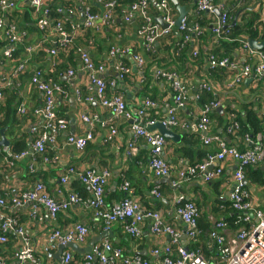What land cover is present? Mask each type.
I'll list each match as a JSON object with an SVG mask.
<instances>
[{
    "label": "crops",
    "instance_id": "1",
    "mask_svg": "<svg viewBox=\"0 0 264 264\" xmlns=\"http://www.w3.org/2000/svg\"><path fill=\"white\" fill-rule=\"evenodd\" d=\"M164 1L175 22L178 17L177 10L170 0ZM176 1L180 7L186 9L185 18L194 15L196 4L194 5L193 0ZM83 2L84 5H81L79 0L47 1L48 8L49 6L56 8L58 3L73 10L72 15L65 16L67 19L65 30L71 38L65 48L59 49L55 56H51L48 52L52 48L51 41L55 40L52 33H44L37 28L31 0H16L17 8L11 12L9 19L14 21L17 31L23 32L25 37L16 45L13 60L3 59L4 46L0 41V76L6 78L5 88L8 85L11 86L10 91L6 92V100L10 99L11 105L9 106L13 109L16 122L13 121L14 124L3 129V136L8 142V147L0 146L1 195H4L9 187L28 190L36 182H42L48 194L57 203L66 201L70 193L77 194L86 201L92 196L91 190L79 182L76 174L69 175L66 184H61L60 178L69 167L79 172L93 169L98 174L106 173L108 177L104 185L103 198L107 206L125 197L120 186L123 181L129 182L133 198L145 210L159 212L163 222L179 234L181 246L187 249L199 247L210 264H219L216 248L209 240L208 232L216 222L223 221L225 217L232 214L228 210L231 208L227 197L232 187V175L237 169L238 162L232 157H225L219 162L214 157L220 151L219 142H223L226 148H235L238 152L251 149L252 144L245 136L229 135L227 130L237 124L236 118L245 120L248 112L251 115L250 111L254 112L262 124L264 79H258L254 74L239 77L229 69H225V71L228 70L225 72L210 66L209 53L220 47V42L216 41V36L211 31L219 20L214 13L199 15L203 21L202 26L207 27V30L203 29L202 32L195 28L198 27L195 20L189 21L187 25L190 31H195V29L196 31L193 32L192 40L188 43L181 41V36L178 41L179 33L177 34V30L172 31L169 37L157 41L154 46L156 54L149 56L143 49L142 39L137 37V31L143 23L138 15H129L128 12L124 13L119 10L112 15L111 24L103 27L104 24L97 21L91 29L84 32L81 24L84 21L86 9L100 18L107 12L100 0H83ZM214 3L216 10L223 14L233 13V20L235 19L238 24H245L247 18L254 17H258L260 21L261 10L264 8V0H214ZM148 13L151 22L159 25L156 20L159 17L163 18L160 0H148ZM54 14L58 16L55 9L50 8L52 19H55ZM75 26H80V28L72 32L71 28ZM174 43L177 47V55L172 53ZM39 45L41 49L34 48ZM29 47H32L30 52L27 51ZM111 47L132 50L145 60L144 70L135 68L133 60L126 57L122 61L130 69V74L122 81L117 80L113 68L116 60L109 56ZM78 48H83L94 63L105 67L102 78L107 85L106 96L121 94L126 107L124 114L113 115L109 110L102 108L98 102L86 101V98L93 97L94 92L82 70L77 55ZM194 51L197 52L195 57L193 56ZM238 52L237 60L233 61H241L240 63L245 61L252 70L255 60L249 57V50L241 47ZM18 63H24L25 70L11 80V69ZM163 68L174 70L176 72L174 74L187 92L184 107L176 112L177 125L169 127L172 134L178 138L171 140L162 135L166 141L162 159L170 167L169 177L156 178L148 166L150 149L143 137H135L133 123L136 120L137 111L146 101L152 102L154 106L143 121L155 120L160 123L166 119L167 109L172 105V94L175 92L172 83L156 76L157 70L166 72ZM37 72L40 74V80L60 86L64 91V94H54L55 111L61 119L67 121V129L57 137L54 146L46 147L44 156L55 159L54 162L45 163L44 156L37 155L36 158L23 159L13 167L5 166L1 163L2 151L6 149L12 154H18L22 152L18 147L23 143L25 144L24 151L31 149V143L30 146L28 143L30 138L32 142L29 127L42 125V119L35 115V111L42 106V97L30 83L32 76ZM68 72L73 75L68 76ZM203 93H209L211 96L207 98L205 97L207 94L203 96ZM206 102L208 104L216 102L217 107L209 114L208 130L202 134L198 132L196 125ZM7 104L8 101L6 106ZM6 106L3 112L5 115ZM21 108L25 109L26 115L18 113ZM82 116L90 119L95 117L94 122L87 123L83 121ZM151 129L160 134L154 127ZM88 133L92 139L82 151L76 150L67 142L69 136L83 137ZM204 136L213 140L205 145L202 142ZM252 138L260 139L264 146V123L261 125V131ZM205 162H209V171L221 168V173L208 183H203L194 177L182 182L175 189L170 186V181L176 178L181 169L197 167ZM30 165L34 168L35 175L29 171ZM244 176V187L253 209L264 213V160L246 166ZM153 191H156L158 196H155ZM178 195L193 201L200 212L197 222L200 234L195 243L185 237L186 227L176 215L175 198ZM5 211L23 230L22 236L13 232L9 233L6 244L0 245V255L7 264H14V253L26 247L34 252L39 260L37 264H54L56 259L48 262L43 254L50 232L54 228L64 230L75 224H82L88 229L86 238L79 245L78 252H72L73 264H78L85 254L81 250L87 248L92 239L99 237L105 231L101 220L96 218L93 210L83 203L74 204L62 210L57 214L54 222L49 220L43 208H38V213L42 218L40 221L30 218L31 205L29 203L14 208L7 205ZM254 223L256 219L252 213L250 224ZM150 226V222H143L141 236L131 238L126 234L121 223H114L109 226L107 236L101 241L107 239L112 247L121 249L128 257L148 258L151 250L170 245L168 236H153ZM235 231L227 226L224 231L225 239L233 240Z\"/></svg>",
    "mask_w": 264,
    "mask_h": 264
},
{
    "label": "built area",
    "instance_id": "2",
    "mask_svg": "<svg viewBox=\"0 0 264 264\" xmlns=\"http://www.w3.org/2000/svg\"><path fill=\"white\" fill-rule=\"evenodd\" d=\"M49 0H31L32 8L36 18L37 28L44 33H52L55 40L51 41L52 48L49 50V55L55 56L59 49L65 48L70 40V35L65 30L67 19L65 16L72 15L73 10L62 4H56L54 7L57 14H61V18L52 19L50 16V9L47 7ZM245 1V0H241ZM81 5H84L83 0H79ZM103 4L106 15L101 18L97 14L91 13L88 9L84 13V21L81 24L83 30L91 29L95 22L100 21L104 25H109L114 8L117 3L116 0H100ZM163 10V22L168 26L162 28L160 25L151 22L148 13V0H137L123 10L129 15L136 14L143 23L137 31V37L143 41V49L145 52H150L154 49L157 41L170 34L172 29H177L181 34V41L189 42L192 40L193 32L190 31L186 18H183L179 26L175 27V22L171 17L170 10L164 0H160ZM17 8L16 0H0V41L2 42V55L5 60L11 61L15 57L16 45L24 40L25 34L16 29L14 21L10 20L11 12ZM215 8L214 0H197L194 16L200 14H212ZM259 23L264 25V8L261 10V18ZM227 18L225 14L219 18L218 22L213 26L212 32L217 36L227 33ZM80 26L71 28L75 32ZM198 28V27H195ZM41 49V46L34 47ZM244 50H249V57L255 60L254 67L250 66L244 61L243 63L236 61H229L222 59L215 61L211 56L209 64L212 68H226L234 71L239 77H248L255 75L258 79H264V52L253 51L246 43L243 44ZM32 47L27 48L30 52ZM82 70L86 76L91 90L94 92L93 97L86 98L87 102L96 101L102 108L109 110L113 115L120 116L125 113L126 107L121 94L107 95V85L102 78L105 67L102 64H96L90 58L89 54L82 48L77 51ZM197 52H193L195 57ZM109 56L116 60L113 68L116 72V79L122 81L128 74L130 69L122 61L124 58H130L134 62L135 68L142 70L144 60L132 50L119 49L111 47ZM25 70L24 63H18L11 69V80H14L19 74ZM10 74L8 76H10ZM157 77L172 83L174 94L172 97V105L167 109V117L160 122L164 127L168 128L177 125L176 112L184 107L186 98V89L181 85L180 80L174 74H169L164 71H156ZM68 72V76H72ZM39 72L35 73L30 83L39 92L42 97V106L35 111V115L42 119V125H32L29 132L32 136L31 149L22 151L18 154H12L8 150L2 151L3 158L1 163L5 166L13 167L15 164L26 158H33L37 155H43L46 147H52L57 141V137L67 129V121L58 116L55 111V96L54 94H64L60 86L44 82L39 79ZM238 80V79H237ZM6 78L0 76V106L4 100V88L6 87ZM204 86V85H203ZM202 86V87H203ZM208 90V88H206ZM154 104L146 101L143 106L137 111V117L133 123V132L135 137H143L150 149V157L148 160L149 169L155 177H168L170 174L169 165L163 161L162 156L165 149V138L152 131L157 122L155 120L143 121L148 117V114ZM217 107V103H210L204 105L201 115L197 121V130L199 133H206L209 125V114ZM20 115H25L24 108L18 110ZM94 118H87L82 116L83 121L92 124ZM237 129L235 124L227 130L228 134H234ZM252 147L245 152H238L235 148H226L223 142H219V152L214 159L221 162L225 157H232L237 163V169L233 173L232 188L228 194V202L230 208L236 214V223H245V227L239 228L234 236V239L229 241L225 239L224 231L226 223L224 221L216 222L211 230L208 232L209 240L214 244L217 252L219 264H264V213L259 210H254L252 203L248 199V194L244 189V168L248 165H254L264 160V146L260 139H249ZM92 139L88 133L83 137L69 136L67 142L76 150L82 151L87 143ZM213 139L207 136L202 138V142L208 145ZM45 163H52L55 161L43 157ZM209 162L200 164L197 167H188L181 169L176 180L170 182L172 187L179 186L182 182L188 181L190 178L197 177L203 183H208L221 173V168L214 171L208 170ZM32 170V165L29 166ZM65 174L60 178L61 184L68 182V177L71 174H76L79 182L87 186L92 193L90 200H82L77 194L70 193L66 201L61 203L55 202L48 194L44 183L36 182L31 189L20 190L18 187H9L4 195L0 194V245H5L7 242V235L15 233L19 236L23 235V230L18 227L17 222L6 214V207H20L25 203L31 205L30 218L41 220L38 213V208H43L51 222L56 220L57 214L62 210H66L69 206L83 203L85 206L93 210L94 216L101 220L105 231L114 223H121L124 231L131 238H139L142 234L141 227L143 222L151 223L150 231L153 236H168L170 238V245L163 248H155L150 251L148 258L133 256H126L121 249L114 248L104 239L101 243L96 244L91 248L89 253L83 255L82 260L78 264H210L203 256L199 247H192L187 249L179 244V234L168 224L162 221V217L157 212H151L142 208L139 203L133 198L132 190L127 181H123L120 188L126 194V197L121 201L107 206L104 202L103 193L104 185L108 174H98L93 169H87L79 172L74 168L69 167ZM156 196L158 194L153 192ZM175 211L179 220L186 227L185 237L192 243H195L199 236L198 219L199 210L196 205L182 195H178L175 199ZM253 213L256 223L249 224L251 215ZM88 229L82 224H75L68 229L59 230L53 229L47 238V244L43 250L46 261H53L55 254L59 247H66L70 243L80 245L84 242ZM27 242L26 239H24ZM72 261V252L64 250L58 261L54 264H70ZM39 260L35 256L31 248L26 247L22 251L14 253V264H37ZM0 264H7L6 260L0 255Z\"/></svg>",
    "mask_w": 264,
    "mask_h": 264
},
{
    "label": "trees",
    "instance_id": "3",
    "mask_svg": "<svg viewBox=\"0 0 264 264\" xmlns=\"http://www.w3.org/2000/svg\"><path fill=\"white\" fill-rule=\"evenodd\" d=\"M136 1L137 0H116L117 5L114 8V14L116 12H118L119 10H121L123 12V10L125 8H127L129 5L133 4ZM49 7L51 9L52 8L54 9V7H51V6H49ZM203 15H205V14H203ZM61 16H62L61 14L60 15L58 14V16H56L54 14L53 18L59 19V18H61ZM225 16L227 18V24H228V27L226 29L227 30V33H225V34H223V35H221L219 37H217L214 34L216 36L215 37L216 38V41L217 42H220V47H219L218 50L211 51L209 53L208 57L209 56L210 57L212 56L215 61H219V60H222L224 58H226L229 61L237 60V56H238L237 54L239 53L238 51L242 47L243 42L246 39H253V40H256V41H264V25H262L261 23H259L258 17H254V18H251V19H248L247 17H245V18H247L245 24L235 23L234 25H230L231 22H232V20H233V18H234V14L233 13H226ZM194 20H195V23H197V26L199 27V29L197 28V30H200V32H202L203 29L204 30H207V27L205 28V27L202 26V22L203 21H202V19H201V17L199 15H196V16L193 15L191 17H189V16L186 17L187 24L189 23V21H194ZM111 22H112V19L110 20L109 24H111ZM105 25H107V24H105ZM105 25H103V27H105ZM212 29H211V31H212ZM176 30L177 29L174 28V29L171 30V32L172 31H175L176 32ZM86 31H88V30H84V32H86ZM178 33L179 32L177 31V34ZM169 35L166 36V37H169ZM178 35H179V39H178V41H179L181 34L179 33ZM194 36H195V34H194ZM166 37H163L160 40H162V39H164ZM173 47H174V49H173L172 53H173V55H177V52H176L177 47H176L175 43H174ZM169 49H171V47H169ZM262 51L264 52V49ZM145 53L148 54L149 56H154V54H156V52H155L154 49L152 51H150V52H145ZM234 54H236L235 57H234ZM177 58H179V57H177ZM145 66H146V64H145V60H144V66H143L142 70H144V67ZM163 69H165L166 70V73H169V74L176 73L174 70H170V68H163ZM215 69L216 70L222 69V70L225 71L226 68L217 67ZM227 71H225V72H227ZM10 87L11 86L8 85L7 88H4V92H3L4 100H2V104L0 106V131L2 129L6 128V127H10L12 125L13 121H14L13 109H11V107L9 106V105H11L10 99L6 100V92L7 91H10L9 90ZM203 94H204L203 96H205V94H207L205 96L207 98L211 96L209 93H203ZM203 99H204V101H206L205 98H203ZM7 101H8V104L6 106V102ZM209 101H212V100H209ZM206 103L208 104V102H206ZM5 106L7 107V113H6V115L3 113ZM250 112H251V115H249V112H248L247 115H246L245 120H242V119H239V118L237 119L236 118V120H237V122H236L237 123L236 124L237 125V129L234 131V134H229V135H237L238 134V135L245 136V137L248 136L250 139H253L252 137H254L258 132L261 131V125L264 123V119L262 120V124H261V120L260 121L258 120L259 118H257V116L254 114V112L253 111H250ZM26 114L27 113H25V115ZM14 123H16V122L14 121ZM23 144H21V145L19 144L20 145L18 147L19 150L24 151L23 149H25V144L24 145ZM16 145L18 146V143H16ZM47 158H49V157L47 156ZM49 159H51V158H49ZM29 171L33 175H35L34 168L32 170H29ZM255 182H256V180H255ZM228 205H229V203H228ZM228 210L232 214L231 215H228V217L227 218L225 217V219L223 220L226 223V228L228 226L231 229L237 230V229H239V228H241V227H243V226L246 225L243 222L236 223V214L233 212L232 209H228ZM210 253H212V252H210ZM73 263L74 262L71 261L70 264H73Z\"/></svg>",
    "mask_w": 264,
    "mask_h": 264
},
{
    "label": "water",
    "instance_id": "4",
    "mask_svg": "<svg viewBox=\"0 0 264 264\" xmlns=\"http://www.w3.org/2000/svg\"><path fill=\"white\" fill-rule=\"evenodd\" d=\"M171 3L173 4L174 8L177 10L178 12V17L175 21V26H179L181 20L183 18H185V16L187 15V11L184 7H180L177 3L176 0H170ZM196 1L197 0H193V3L194 5L196 4ZM214 14L220 18L222 16V12H220L219 10H215L214 11ZM158 24L162 27V28H166L168 25L165 24L162 20V17H159L157 20ZM236 23L235 19L233 20L232 24L231 25H234ZM245 43L248 45V47L252 50H258V51H262L264 49V41H256V40H253V39H246L245 40ZM30 128V127H29ZM155 129H157L161 135H163L166 139H177L178 136H175L172 134V132L164 127L161 123H157L155 126H154ZM3 129L0 131V146L2 147H8V142L7 140L5 139V137L3 136ZM29 143V146H30V143H31V138L29 139L28 141ZM30 150V148L28 149ZM252 217V215H251ZM108 234V231H104L99 237L97 238H94L90 241V243L88 244L87 248H84L82 249V253H89L91 251V248L98 242H100L103 238H105ZM70 250L72 252H78V250L80 249L79 248V245L75 244V243H70L68 244L65 248L64 247H59L57 253L55 254V259L56 260H59L60 257H61V253L64 251V250Z\"/></svg>",
    "mask_w": 264,
    "mask_h": 264
},
{
    "label": "clouds",
    "instance_id": "5",
    "mask_svg": "<svg viewBox=\"0 0 264 264\" xmlns=\"http://www.w3.org/2000/svg\"><path fill=\"white\" fill-rule=\"evenodd\" d=\"M243 41H244V40H243ZM244 43H245V41H244ZM251 50H252V49H251ZM256 51H258V50H256ZM162 158H163V157H162ZM151 172H152V171H151ZM153 175H154V174H153ZM168 177H169V176H168ZM168 177H161V178H168ZM232 177H233V176H232ZM156 178H157V177H156ZM176 178H177V176H176ZM176 178H175L174 180H176ZM171 181H173V180H171ZM171 181H170V182H171ZM244 184H245V176H244ZM180 185H181V184H180ZM180 185H179V186H180ZM170 186H171V185H170ZM179 186H177V187H179ZM171 187H172V186H171ZM177 187H172V188L175 189V188H177ZM231 188H232V187H231ZM130 189H131V185H130ZM244 189H245V187H244ZM131 190H132V189H131ZM230 191H231V189H230ZM153 192H154V191H153ZM155 192H156V191H155ZM156 193H157V192H156ZM124 194H125V193H124ZM153 194H154V193H153ZM157 194H158V193H157ZM154 195H155V194H154ZM155 196H156V195H155ZM125 197H126V194H125ZM125 197H124V198H125ZM175 199H176V198H175ZM188 200H189V199H188ZM190 201H191V200H190ZM192 202H193V201H192ZM193 203H194V202H193ZM194 204H195V203H194ZM196 207H197V206H196ZM197 209H198V208H197ZM151 212H157V211H151ZM157 213L161 216V214H160L159 212H157ZM199 216H200V212H199ZM161 219H162V218H161ZM162 221H163V219H162ZM249 224H250V223H249ZM245 226H246V225H245ZM245 226H243V227H245ZM237 230H238V229H237ZM237 230H236V231H237ZM236 231H235V233H236ZM101 242H102V241H101ZM101 242H100V243H101ZM94 246H95V245H94ZM71 252H72V251H71ZM61 254H62V253H61ZM85 254H86V253H85ZM83 255H84V254H83ZM54 259H55V258H54ZM56 261H58V260H56Z\"/></svg>",
    "mask_w": 264,
    "mask_h": 264
},
{
    "label": "flooded vegetation",
    "instance_id": "6",
    "mask_svg": "<svg viewBox=\"0 0 264 264\" xmlns=\"http://www.w3.org/2000/svg\"><path fill=\"white\" fill-rule=\"evenodd\" d=\"M129 183V182H128ZM130 185V184H129Z\"/></svg>",
    "mask_w": 264,
    "mask_h": 264
}]
</instances>
